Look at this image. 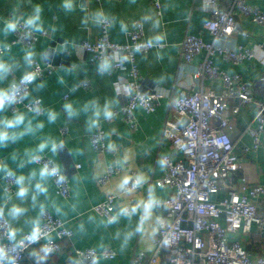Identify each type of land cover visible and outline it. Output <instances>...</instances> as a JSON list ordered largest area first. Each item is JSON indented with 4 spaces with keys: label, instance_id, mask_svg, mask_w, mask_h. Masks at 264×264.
<instances>
[{
    "label": "crops",
    "instance_id": "1",
    "mask_svg": "<svg viewBox=\"0 0 264 264\" xmlns=\"http://www.w3.org/2000/svg\"><path fill=\"white\" fill-rule=\"evenodd\" d=\"M229 0H223L226 6ZM252 4L264 11V0H252ZM34 4H40L43 9L45 21V35L32 48L35 50V58L44 60L43 54L53 39L63 38L70 44V61L67 64L56 65L53 73L37 79L33 84L27 100L41 97L44 108H54L60 115L56 123L48 124L45 116L38 119L45 122L43 134L51 135L64 141V148L55 157H52L60 166L63 173L69 178L71 184L70 196L65 198L56 193L53 181L49 184L50 201L47 210L67 221V225L73 230L70 238L61 242V250L51 254L46 264H61L66 261L76 260L77 248L93 247L98 251L106 247L116 251L112 259L102 258L98 264H132L133 252L143 250L147 255L154 253L153 238L159 227V219L167 213L165 200L172 194V190L160 187L156 179L165 171V165L158 161L163 160L166 154L175 159L183 157L181 151L176 150L171 142L162 137L165 119L174 111L176 97L183 90L190 89L193 82V73L197 65L203 60L200 54L190 62H184L181 57V43L187 34H199L204 22L209 17V12L203 8V0H163L162 14L159 15L150 0H136L130 4L129 0H81L88 10L103 8L119 19L129 22L141 18L145 11H151L161 21L159 31L167 34L162 48H153L148 53L137 54V63L142 76V88L148 93L158 95L157 109L153 113H147L142 109L136 110L137 128H132L125 122L123 115L118 113L112 121H103L101 126L106 131L108 149L103 153L93 150L90 143V135L93 132L86 131L85 117L69 120L62 110V105L67 101L83 103L91 98H99L103 103L105 99L113 103L114 111L119 109L126 99V88L123 80L128 76V69H117L101 76L96 72V64L88 60L87 54L81 47L84 40H94L101 32V28L93 26L84 27L81 17L84 11L80 6L71 14H65L60 8V0H0V18L11 14L13 9L21 12H29ZM145 38L148 40L153 30L150 24L143 23ZM129 27V28H130ZM110 36L114 41L124 43L127 35H122L119 27L110 28ZM205 40H212V35L203 32ZM13 35L7 38L11 42ZM229 45L244 44L255 47L257 43L264 44V25H258L248 17L237 18V28L233 35L226 41ZM26 48L21 43L11 46V54L19 59L22 50ZM216 64L229 73H241L245 81L252 85L255 95L264 98V60L252 58L241 63H232L223 57H215ZM21 76V70L15 71L9 77V81L17 80ZM61 79L63 83H61ZM83 79H89L90 87L85 89L80 85ZM44 82L45 87L38 90L36 85ZM5 85L8 81L4 82ZM76 88V91H72ZM194 88H213L219 92L222 89L220 81L199 79ZM65 95H68L65 98ZM239 103L237 98L230 99L228 117L233 129L231 138L235 142V150L239 154L241 168L230 179V186L237 185L238 179L246 175L251 185H264V134L262 144L256 151L244 152V147L252 144V137L246 131L250 123L254 124L255 106L240 107L237 113L232 108ZM21 111L28 112L21 108ZM8 110L3 115H11ZM31 115L30 112H28ZM68 128L67 133H62L63 127ZM37 139L25 137L18 144L0 149V159L8 160L15 168V164L9 159L13 151L22 152L25 147L34 146ZM114 164L120 170L113 175L107 184L99 182V177L105 171L107 165ZM80 165V166H78ZM23 172L27 174L28 169ZM138 172L147 176V182L140 189L125 192L120 184L125 177H133ZM224 189L214 195L219 199L226 194ZM4 179L0 178V202L4 196ZM15 190L10 193L15 200ZM116 195L115 207L123 204H133L146 201L150 194L159 199L158 207L153 208L143 216V231L134 236L125 248H121V239L116 233L132 227L140 216L134 217L131 225L126 220L118 224L104 226L99 222L106 219L93 210V206L103 201L108 194ZM44 200V197H40ZM51 201H55L62 209L57 214L51 207ZM259 209H264V195L258 201ZM23 206L29 211L26 217L21 218L20 226H24V220L37 215V210L32 208L31 201L26 200ZM83 224L81 231L80 225ZM27 232V227H24ZM231 239H236L252 255H260L264 252V227L253 225L251 231L239 230L230 234ZM41 244L31 247L26 253V260L34 264L33 253L40 250ZM170 251L162 252L157 264H168Z\"/></svg>",
    "mask_w": 264,
    "mask_h": 264
},
{
    "label": "built area",
    "instance_id": "2",
    "mask_svg": "<svg viewBox=\"0 0 264 264\" xmlns=\"http://www.w3.org/2000/svg\"><path fill=\"white\" fill-rule=\"evenodd\" d=\"M252 0H229L223 6V0H203V8L209 12L199 34H187L181 43V57L184 62H192L196 56L203 54V60L193 73L190 89L183 90L175 99L174 111L165 119L162 137L169 140L173 147L181 151L183 157L175 159L171 155L162 157L165 165L164 174L156 179V184L173 192L165 200L167 213L160 217L159 227L153 238L154 253L147 255L143 250L134 251L132 264H157L159 255L165 250L170 251L168 264H264V252L252 255L239 240L231 239L230 234L239 230L251 231L253 225L264 227V209H259L258 199L264 195V185H251L246 175H242L237 185L230 186L232 175L240 170L241 161L235 150V142L230 131L233 125L228 117L230 99L237 98L239 103L232 108L237 113L242 106H255L254 124L250 123L246 131L252 137V144L244 147V152L256 151L262 144L264 134V98L257 97L252 85L245 81L241 73H229L219 67L215 57H223L232 63H241L252 58L264 60V44L255 47L244 44L229 45L230 39L237 28V18L248 17L258 25H264V11L251 3ZM159 15L162 14L163 0H150ZM137 19L135 26L129 28L127 41L120 43L110 36V28H101L94 40H84L81 47L92 64L97 62L100 45L109 51L114 48L130 49L133 44L147 41L143 23ZM203 32L212 35V40H205ZM46 32L33 34L25 38L22 32L13 35L11 46L21 43L33 48ZM154 47H146L142 53H148ZM56 64L35 58L33 70L38 73L37 79L53 73ZM128 69V76L123 80L126 88V99L116 115L121 113L125 122L137 128L136 110L142 109L153 113L157 109L158 95L148 93L142 88V76L137 63V54L130 63L123 66ZM20 79V78H19ZM17 79L16 81H19ZM199 79L220 81L221 91L213 88L196 89L194 84ZM80 85L90 87L89 79H83ZM32 88L25 90L27 97ZM68 95H65L67 98ZM42 102L41 97H36ZM23 99L13 106V110L29 109L33 100ZM62 133H67L65 126ZM90 143L98 153L108 149L106 131L101 126L90 135ZM51 158L46 154V159ZM80 166V165H78ZM120 170L114 164L107 165L99 177V182L107 184L110 178ZM136 175L132 178L134 179ZM56 193L69 197L71 184L69 178L61 170V176L52 180ZM9 193L15 190L11 180L4 179V190ZM131 182L125 192L136 191ZM224 189L219 199L214 195ZM116 195L110 193L95 204L93 210L107 218L113 214ZM42 228L53 240L55 251L61 250V242L73 235L67 221L53 214L50 210L42 217ZM4 224L0 221V235ZM41 240L36 244H44ZM36 244H29L20 253L18 264H30L26 260L27 251ZM78 264H98L102 258L112 259L116 251L106 247L101 251L93 247L75 250ZM61 264H70V261Z\"/></svg>",
    "mask_w": 264,
    "mask_h": 264
},
{
    "label": "clouds",
    "instance_id": "3",
    "mask_svg": "<svg viewBox=\"0 0 264 264\" xmlns=\"http://www.w3.org/2000/svg\"><path fill=\"white\" fill-rule=\"evenodd\" d=\"M129 3L135 4L136 0H129ZM78 6L84 11L81 17V24L84 27L115 28L118 26L122 35L128 34L129 22L117 18L105 9L88 10L86 5L81 4V0H60V8L65 14L75 12ZM43 12L44 9L40 4H34L27 13L13 9L10 15L0 18V149L18 144L25 137L37 139L34 146L25 147L22 152L13 151L10 154L9 159L15 164V168L8 163V160L0 159V178L14 182L15 200L20 202H13L12 194L5 189L2 202H0V221L4 224L3 234L0 235V264H18L20 253L25 247L39 243L42 239L46 243L41 245L38 252L33 253L34 264H46L48 257L56 250L52 238L42 228V217L49 207L50 181L61 176V166L54 159H46V154L55 157L63 150L64 141L43 134L45 122L38 117L45 116L48 124H54L60 114L54 108L42 107V102L34 99L28 109L31 115L21 110H13L11 115H3L27 98L25 96L27 86L33 84L38 77V73L33 70L35 50L26 47L22 50L21 57L17 59L11 54V45L7 38L18 32H22L25 38L43 33L45 31ZM139 22L151 25L152 36L147 41L131 45L130 49L114 48L109 51L104 45H100L96 62V72L99 75H107L117 67L123 68L131 62L135 54H140L146 47L162 48L164 46L167 34L159 31L161 21L154 13L145 11ZM131 26H135V22ZM18 70H21L19 81H9L10 75ZM5 81H8L6 85ZM60 82L63 83V80L61 79ZM44 87V82L36 85L38 90ZM72 91H76V88ZM62 110L69 120L83 115L88 132L100 128L103 121H112L116 116L113 103L108 99H105L103 103L99 98H91L83 103L67 101L62 105ZM158 164L163 166L164 161L160 160ZM26 168L28 169L27 174L23 172ZM147 179L143 172H138L134 179L125 177L120 188L128 190L130 182L132 189L140 188L147 182ZM40 197H44V200H40ZM26 200L31 201L32 208L37 210V215L24 220L22 227L20 226L21 218L26 217L29 211L23 206ZM159 204V199L150 194L142 204L137 202L117 205L113 209V214L99 223L107 227L118 224L123 219L131 225L133 218L140 216L132 227L116 233L117 238L121 239L123 249L134 236L143 231V216ZM51 207L58 215L61 214L62 209L55 201H51ZM24 227H27V232L24 231ZM79 227L82 231L83 224ZM70 264H78V262L71 260Z\"/></svg>",
    "mask_w": 264,
    "mask_h": 264
},
{
    "label": "water",
    "instance_id": "4",
    "mask_svg": "<svg viewBox=\"0 0 264 264\" xmlns=\"http://www.w3.org/2000/svg\"><path fill=\"white\" fill-rule=\"evenodd\" d=\"M69 51L70 44L65 39H53L44 52L43 58L45 61H50L56 65L67 64L70 61Z\"/></svg>",
    "mask_w": 264,
    "mask_h": 264
},
{
    "label": "trees",
    "instance_id": "5",
    "mask_svg": "<svg viewBox=\"0 0 264 264\" xmlns=\"http://www.w3.org/2000/svg\"><path fill=\"white\" fill-rule=\"evenodd\" d=\"M169 251L168 249H165L164 252Z\"/></svg>",
    "mask_w": 264,
    "mask_h": 264
}]
</instances>
